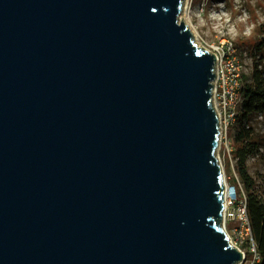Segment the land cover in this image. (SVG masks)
I'll return each mask as SVG.
<instances>
[{
    "label": "water",
    "instance_id": "obj_1",
    "mask_svg": "<svg viewBox=\"0 0 264 264\" xmlns=\"http://www.w3.org/2000/svg\"><path fill=\"white\" fill-rule=\"evenodd\" d=\"M181 1L0 0V264L242 259Z\"/></svg>",
    "mask_w": 264,
    "mask_h": 264
},
{
    "label": "rangeland",
    "instance_id": "obj_2",
    "mask_svg": "<svg viewBox=\"0 0 264 264\" xmlns=\"http://www.w3.org/2000/svg\"><path fill=\"white\" fill-rule=\"evenodd\" d=\"M178 22L183 21L192 35L194 44L207 50L211 44H218L223 38L233 42L237 48L238 58L243 64L248 76L255 61L253 46L260 37L258 26L264 20V0H182ZM253 128V138L258 142V151L246 160L249 175L260 184V176L264 175V116L253 114L247 122ZM236 124L225 128L219 124V134L216 141L214 156L221 171L223 192L221 222L219 226L226 235L228 242L244 252L243 258L237 264H250L255 253L251 243L246 238L238 237L234 228L237 221L224 218V189L232 184V178H238L234 150L236 144L233 136ZM243 194L241 183H236V197Z\"/></svg>",
    "mask_w": 264,
    "mask_h": 264
},
{
    "label": "trees",
    "instance_id": "obj_3",
    "mask_svg": "<svg viewBox=\"0 0 264 264\" xmlns=\"http://www.w3.org/2000/svg\"><path fill=\"white\" fill-rule=\"evenodd\" d=\"M258 30L260 37L253 46L252 56L255 61L252 70L248 76L245 73L242 75L241 103L233 136L238 178H232L231 183L235 186L237 181L241 183L255 249L259 255L256 264H264V175L260 176L259 184L249 175L246 167L247 158L258 151V142L253 138V128L247 122L253 114L260 113L264 116V20ZM239 194L241 196V191Z\"/></svg>",
    "mask_w": 264,
    "mask_h": 264
},
{
    "label": "built area",
    "instance_id": "obj_4",
    "mask_svg": "<svg viewBox=\"0 0 264 264\" xmlns=\"http://www.w3.org/2000/svg\"><path fill=\"white\" fill-rule=\"evenodd\" d=\"M207 51L212 53L215 58L213 72L215 78L212 82V103L218 117V124L225 128L236 122L237 113L241 103L240 92L242 88V75L244 67L237 57V48L233 42L223 38L218 44H211ZM224 218L235 220L238 226L234 228L240 238H246L251 243V250L255 253L250 264L259 261L256 252L250 220L246 209V197L241 194L236 197V186L227 184L224 189ZM237 248V247H236ZM238 249V248H237ZM245 258L244 252L238 249Z\"/></svg>",
    "mask_w": 264,
    "mask_h": 264
}]
</instances>
